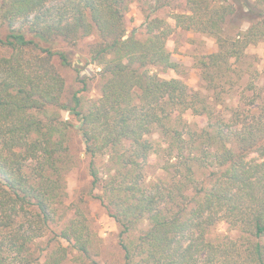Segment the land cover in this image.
<instances>
[{
  "label": "trees",
  "instance_id": "obj_1",
  "mask_svg": "<svg viewBox=\"0 0 264 264\" xmlns=\"http://www.w3.org/2000/svg\"><path fill=\"white\" fill-rule=\"evenodd\" d=\"M177 1L184 11H172V22L157 14ZM235 2L151 0L139 38L127 34L130 0H0V264H64L68 250L88 257V220L64 204L74 156L61 111L79 123L91 189L101 181L96 160L114 164L92 197L119 227L121 264H264V69L246 97L233 95L254 74L246 48L264 41V0L238 5L250 12L244 30L231 23ZM176 29L216 43L195 60L205 92L158 75L180 74L166 48ZM89 36L100 95L65 99L58 66L70 62L51 43ZM151 166L161 173L147 180ZM219 222L237 235L211 238ZM51 225L60 228L40 262L35 243Z\"/></svg>",
  "mask_w": 264,
  "mask_h": 264
},
{
  "label": "rangeland",
  "instance_id": "obj_2",
  "mask_svg": "<svg viewBox=\"0 0 264 264\" xmlns=\"http://www.w3.org/2000/svg\"><path fill=\"white\" fill-rule=\"evenodd\" d=\"M239 3L235 2L237 14L231 21L234 27L239 29H246L248 26L247 18L250 12L247 7L244 6L242 11L238 10V5L241 6L243 0H238ZM151 0H130L129 10L126 13V28L127 34L132 30H137L138 37L143 35L142 23L144 20V9L147 8ZM175 10L163 8L157 12L160 17L165 18L168 22H172L170 14L173 11L182 12L184 11L183 2H176ZM249 12V14H248ZM246 15H245V14ZM4 33V32H3ZM95 37L89 36L83 38L77 45H72L62 40H56L51 43V48L55 51H62L68 58L70 66H58V71L65 81V99L69 98L73 91H79V95L82 96L83 102H90L96 100L100 95V79L98 75L99 68L96 64L90 62L86 48L93 41ZM166 48L171 52V58L180 64V74L169 70L167 72H158V75L162 78L179 77L181 78L190 89L195 91L205 92L203 83L199 76V71L195 65V60L203 54L210 53L216 49V43L214 39L206 34L199 32H193L183 29H176L166 40ZM247 60L251 62V69L254 74H245L244 78L234 88V98H242L241 95L246 93L243 92V88L247 86V82H253L255 85H260L262 82V70L264 69V41L251 44L246 48ZM75 67H78L80 80L85 81V87L83 83L76 80L77 75ZM252 76V77H251ZM62 118L70 120L72 127L70 130V147L71 152L74 156V163L66 173V200L64 201L65 206L69 204H76L84 212L88 220V224L91 231V242L88 247V257L78 256L77 252L68 250L67 259L64 264H121L123 253L119 246L118 231L119 227L115 223L112 217H110L101 204V202L92 197L101 193L100 187L103 184V180L106 179V171L110 168H114L113 162H110L107 157H100L96 160L95 166L99 170V176L101 181L98 187L91 189V178L89 176L88 162L89 158L83 153V143L79 133V123L76 118L72 117L66 111L60 112ZM185 120L188 122L196 121L192 117L190 111H187L184 115ZM151 139L158 138L157 134L150 137ZM148 177L152 180L160 170L151 166L148 168ZM154 180V179H153ZM91 192V195H90ZM67 216L69 214L67 213ZM146 223L138 225L136 230L132 231L131 235H136L140 227H145ZM60 225H51L50 229L46 232V235L42 238L37 239L35 248L38 253L41 252V260L47 240L53 236L54 233L58 232ZM228 234L231 237L237 235L236 231H230L226 224L219 222L212 232L210 233L211 238L220 237ZM63 244H66L63 242ZM40 264V263H36Z\"/></svg>",
  "mask_w": 264,
  "mask_h": 264
}]
</instances>
